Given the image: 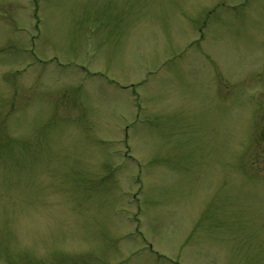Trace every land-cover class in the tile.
<instances>
[{"label":"rangeland","instance_id":"1","mask_svg":"<svg viewBox=\"0 0 264 264\" xmlns=\"http://www.w3.org/2000/svg\"><path fill=\"white\" fill-rule=\"evenodd\" d=\"M0 264H264V0H0Z\"/></svg>","mask_w":264,"mask_h":264}]
</instances>
